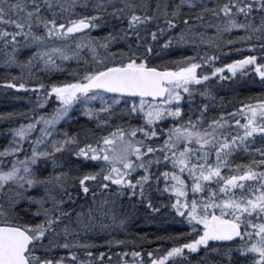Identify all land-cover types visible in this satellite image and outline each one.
<instances>
[{
  "label": "snow or ice",
  "instance_id": "1",
  "mask_svg": "<svg viewBox=\"0 0 264 264\" xmlns=\"http://www.w3.org/2000/svg\"><path fill=\"white\" fill-rule=\"evenodd\" d=\"M199 24L221 37L240 30L227 43L251 51L219 66L207 49L155 62L156 45L195 44L193 35L211 43ZM0 64L21 70L0 86L42 90L32 118L0 149V264H192L202 248L221 257L208 264H264V95L213 112L202 83L227 69L228 79L255 72L264 85V0H0ZM25 69L29 78L70 76L30 83ZM196 93L208 102L197 105ZM50 101L52 111L37 114ZM78 109L89 117L83 138L58 127ZM237 152L247 161L237 163ZM154 192L169 194L193 237L168 236L171 246L133 249L131 259L94 251L89 234L124 223L125 197L159 212Z\"/></svg>",
  "mask_w": 264,
  "mask_h": 264
},
{
  "label": "trees",
  "instance_id": "2",
  "mask_svg": "<svg viewBox=\"0 0 264 264\" xmlns=\"http://www.w3.org/2000/svg\"><path fill=\"white\" fill-rule=\"evenodd\" d=\"M194 26L198 22H192ZM197 31L204 33V40L210 41L211 43H201V37L198 35H193L192 39L197 41L195 44H181L174 45L170 49H162L159 45L154 47V60L158 64H170L180 55H192L194 50L207 49L209 52H215L220 59L215 61L216 65H222L230 63L233 59H240L243 55L248 54L251 50L245 49L242 47V44L239 41H236L234 44H228V39H235V36L240 33V30H234L232 34L225 33L222 37L213 35L215 29L203 27V24H199ZM104 33L99 30H93V35H103ZM219 44L220 47L216 45ZM233 49L228 51V49ZM239 49V51H237ZM88 57V56H87ZM83 61L81 62V64ZM69 68L75 67L72 61L67 63ZM205 71L210 69L209 65L203 66ZM214 70V69H213ZM21 70L17 67H13L10 70L6 68H0V79L4 77L11 78L12 75L20 73ZM24 75V74H23ZM70 76V71L63 73H51L50 75H42L33 73L32 77H25L29 82L32 78H35V81L30 83H36L40 80L47 82L49 78L56 80H63ZM219 74L215 77H210L209 83L205 84L207 87H210L215 100L211 102L213 112L226 110L231 112L234 106H238L240 101L246 100L249 97L261 96L264 95V85L259 83V77L251 72L247 75H238L237 77H232L231 73L225 69L224 79H218ZM42 92V91H41ZM36 89H21L15 92L11 88H6L0 86V113H13L10 117L0 118V149L8 146L10 138L12 136V129L18 127L20 124L27 123L33 116V109L37 102ZM196 99L195 103L199 105L201 101L208 102L207 97H201L199 93L195 94ZM185 108L187 109V102H183ZM51 105L49 104L46 109H38L39 111L49 112ZM51 112V111H50ZM89 118L77 116L76 118L71 119L66 124V129L70 133L79 132L83 138L84 129L90 127ZM33 135H36L33 133ZM25 148H28V142H25ZM249 154L246 152H238L233 155V159L239 162H246ZM66 160L70 163L71 160H75V157H66ZM51 167H49V171ZM75 171V169H73ZM229 169H225L224 172L227 173ZM167 193H153L154 204L160 208L159 212H153L147 207L146 204H141L137 202H131L127 197L123 200V211L119 208V203L117 206L118 214L123 216L124 223H120L119 220L115 224H111L105 230L100 232L93 231L89 234V238L96 242V249L94 251H105L109 247L112 252L120 253L122 250L128 251V258L131 259V250L141 251L143 249L145 252L148 250H156L157 245H160L161 248H166L172 245L173 241L168 240L166 237L173 236L175 242H185L195 235L191 231V228L185 226L179 219V215L174 212L170 207L168 201ZM110 223V222H108ZM183 233V235H181ZM142 236L147 237H165L164 239H149L145 240L143 243H138L136 245L132 244V241L138 240ZM107 239H122L126 241L124 245H107L104 243ZM65 250L59 249L58 252H63ZM82 251V250H81ZM238 255V254H236ZM113 260L116 259L115 256L112 257ZM147 259V257H145ZM221 257L216 253H208L205 257V250L202 248L199 252L191 253L190 260L192 264H208V260H220Z\"/></svg>",
  "mask_w": 264,
  "mask_h": 264
},
{
  "label": "rangeland",
  "instance_id": "3",
  "mask_svg": "<svg viewBox=\"0 0 264 264\" xmlns=\"http://www.w3.org/2000/svg\"><path fill=\"white\" fill-rule=\"evenodd\" d=\"M82 55H84V56H88V57H90V53L88 52V50L87 49H84V50H82ZM70 62V61H69ZM72 62L74 63V64H76V61L75 60H72ZM82 62V61H81ZM66 63H68V62H66ZM0 68H6L3 64H0ZM6 70H10V69H8V68H6ZM229 72V71H228ZM34 73L35 74H41L42 73V75H50V73H44V72H36L35 70H34ZM252 74H255L256 76H258L255 72H251ZM23 74H24V76L25 77H28V73H27V69H25L24 70V72H23ZM1 77V76H0ZM32 81H35V78H32V80L30 81V82H32ZM204 84H209V83H204ZM15 92H17V91H19V90H21V89H13ZM38 91V93H40L42 90H40V89H36V92ZM184 102H187V101H184ZM36 104H37V102H36ZM36 104H35V106H36ZM51 105V108L50 109H53L54 107H55V105L53 104V103H51V101L47 104V105H45V106H43L42 108H39L40 110L41 109H46L47 107H48V105ZM187 104H188V102H187ZM96 106L98 107L99 106V103L98 102H96ZM50 111H52V110H49V112ZM77 116H82V117H87V116H85V115H83V110L82 109H78V110H75L73 113H72V117L73 118H76ZM72 118V119H73ZM87 118H89V117H87ZM68 121H70V120H67V122H64V121H61V123H60V125H58V127H63L64 129H66V124L68 123ZM171 122V118H169L168 119V121H166V123H170ZM233 127H235L234 125H233ZM67 130V129H66ZM34 134H36V135H38L39 133L38 132H36V133H34ZM12 138H13V134H12V136H11V138H10V141H9V143L10 142H12ZM9 143H8V145H9ZM7 147V146H6ZM238 153V152H237ZM247 153V152H246ZM236 154V153H235ZM234 154V155H235ZM226 169V168H225ZM225 169H223V171L225 170ZM179 219H180V221L185 225V226H188V227H190L191 228V226L187 223V221L184 219V218H182V217H180L179 216ZM187 251V250H186Z\"/></svg>",
  "mask_w": 264,
  "mask_h": 264
}]
</instances>
